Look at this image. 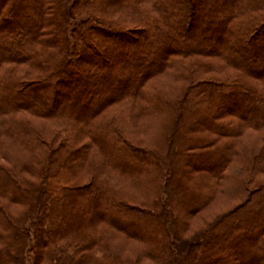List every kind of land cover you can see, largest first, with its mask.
<instances>
[{
  "label": "trees",
  "instance_id": "trees-1",
  "mask_svg": "<svg viewBox=\"0 0 264 264\" xmlns=\"http://www.w3.org/2000/svg\"><path fill=\"white\" fill-rule=\"evenodd\" d=\"M0 146V264H264V0H0Z\"/></svg>",
  "mask_w": 264,
  "mask_h": 264
},
{
  "label": "rangeland",
  "instance_id": "rangeland-1",
  "mask_svg": "<svg viewBox=\"0 0 264 264\" xmlns=\"http://www.w3.org/2000/svg\"><path fill=\"white\" fill-rule=\"evenodd\" d=\"M117 14H120V13H118V12H116V14L115 15H117ZM193 28H194V34H197V31H195L196 30V28H195V25L193 26ZM105 37L107 38V37H109V31L108 32H105ZM132 55H131V57L132 56H134V52L132 51V53H131ZM99 65H101V66H104L106 69L107 68H109V64H108V62H106V63H99ZM120 86V85H119ZM246 104H247V102H246ZM245 104V105H246ZM53 106H54V104H53ZM240 110H242L243 111V107H241V109ZM45 123H47V122H45ZM6 141H8V144L7 145H9V147H10V151L12 152V153H15L21 160H26L27 161V157H28V152H27V150H24V149H22V148H20V147H18V146H16L15 144H13V143H11L9 140H6ZM82 142H85V140L83 139L82 140ZM4 148H6V147H4ZM3 148V149H4ZM1 149H2V146H0V151H1ZM88 154H91V155H93V153L92 152H89ZM18 165H20V164H18ZM212 207V206H211ZM216 210L217 209H222V206H219V207H217V208H215ZM214 211V210H213ZM43 264H48V262H45V263H43Z\"/></svg>",
  "mask_w": 264,
  "mask_h": 264
}]
</instances>
